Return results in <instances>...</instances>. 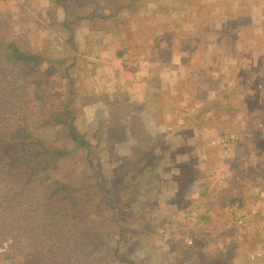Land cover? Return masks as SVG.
Here are the masks:
<instances>
[{
    "label": "rangeland",
    "instance_id": "374dc122",
    "mask_svg": "<svg viewBox=\"0 0 264 264\" xmlns=\"http://www.w3.org/2000/svg\"><path fill=\"white\" fill-rule=\"evenodd\" d=\"M61 1L69 12L60 6L57 0H0V37L4 36L8 40L15 39L22 47L42 55L45 59L39 67L33 70L32 74L26 76L25 80L28 82L25 89L23 88L24 90L18 88L13 93L11 92V95H4L3 91L13 87L11 85L6 87L4 83L1 86L5 89H0V97L4 100L6 98V102H15L13 99L16 98L17 105L25 116L22 119L21 116L18 118L27 122L35 138L41 139L52 148L67 151V155L58 160L54 169L50 170V175L62 179L68 185L66 190L60 189L57 184L53 188L43 187L38 180H41V176L43 173L45 175V172L39 171L34 176L35 180H33L34 177L31 179L28 176L29 184L24 186L23 194H18L12 201V193L5 194L6 186L11 180L17 182V178L13 173L8 174L11 177L0 174V239L2 235L9 238L5 242L1 240L0 252L3 254L0 253V264H13L10 262L12 255H19L16 259L20 263L17 264H42V262H44L43 264H54L53 259L57 258L60 252L54 249L56 245L54 240L48 239L50 229H47L43 220L46 216H50L49 220L52 221L55 218L57 225L62 226L66 223L68 226L72 223L75 225V221H78L77 217H79L77 216L79 208L75 206L89 209L90 218L92 217L93 221L89 218L91 222L87 228L91 230L98 223L99 232L109 240L108 254L106 260L103 259L101 262L102 264H194L200 259V254L199 252L188 254V248L183 245L184 232L186 231L180 233L173 231L170 241L169 236L168 241H165L164 236L160 237L159 235L161 229L182 227L186 230L190 225H194L197 216L202 218L201 214H196L200 205L197 209L195 205L188 207L189 201H187L189 204L179 205L174 212L177 216L174 218L176 223L174 220L164 223L166 221L164 219L160 221L159 218L152 221L154 214L157 217L159 211H155L153 203H146L148 201L147 194L141 198H138L137 195H142L145 188L152 182V175L149 173L152 171L153 158L149 157L137 162L136 160L143 153L138 140L148 131L155 132L154 128L156 127L145 120L141 125L134 123V120L129 123V119L134 118L136 114L140 116L142 111L137 109L141 105H137L134 109L128 103H115V107H113L106 97L107 94L114 91L107 94L103 91L98 92L103 87L102 77L97 72L99 67L97 61L94 60L96 52L93 45L97 44L98 35L94 30L86 32L85 36L81 26L87 23L86 20L89 22L88 19H94L92 21L94 26H105L107 22L113 20V18L108 19V16L117 0ZM154 1L158 3L157 0ZM170 1L177 3L168 4L172 13L184 9V5L177 0ZM138 3L142 4L143 2L139 1ZM150 5L154 4L150 3ZM67 16L68 25H64ZM178 16L180 15L178 14ZM169 18L173 20L175 16L170 14L167 19ZM151 28H148L145 33L148 31L153 36L156 30L154 27L150 30ZM170 29L171 35L180 39L189 41L193 37V34L185 28L178 30L176 26L170 25ZM206 34L215 38L217 44L214 48V55L219 58L228 47L225 45L226 38L232 37L234 31L229 28H221L218 31L212 29ZM190 50V46H188V51L191 52ZM206 50L203 44H199L195 48V53L203 55ZM133 61L135 58H131L129 54L127 67H124L125 75L129 74V66H135ZM28 70L25 68L24 71ZM9 73V68H6L5 74ZM248 76L244 77L245 86L253 83L252 89L255 90L250 106L256 109V113H261L264 111V79H262L264 77L261 78L253 73L250 82ZM33 82L40 86L36 95H34L35 85ZM49 93L51 98H49ZM72 98L68 107L72 109L77 130L90 144L88 150L78 147L60 125L46 124L49 116L47 111L52 108L62 109L61 104L67 103ZM133 128L136 130L143 128L148 131H135V134L132 135L130 130ZM253 139H255V135L250 136V140L248 139V145L242 151V156L247 157V151L253 148H256V152L260 156H264V139L260 137L259 141H256L257 144ZM142 146L145 147L146 144L142 143ZM257 159L259 157L248 158L246 161L241 160L242 168L247 173H251V176H255L253 173L258 167L250 171L248 166L250 164L257 166ZM95 170L101 173V179H106L103 187L99 184L100 178L94 175ZM16 182L13 184V188L16 187ZM254 184L255 182H250V185ZM128 185L131 186L130 190L127 189ZM235 186V184L231 186L233 191L236 190ZM246 186L245 183V187L241 188L242 194L247 193ZM261 186L264 190V180ZM107 187L110 188V193L106 191ZM139 187L142 191L137 193ZM248 192H251L250 189ZM111 194L115 195L114 199ZM254 195L256 197L258 194L254 192ZM73 201L83 202L73 204ZM105 201H110L114 208L102 205V202ZM253 202L255 201H249L251 207H253ZM218 207L217 203L213 205L214 212H217L213 215L215 221L204 226L206 229L203 232L204 236L188 237V245L193 246L192 242L204 243L201 250L204 254L209 255L220 250L230 251L233 253L234 264H264L263 253L252 257L255 254L252 251L262 248L263 242L253 238L244 243L247 240L245 238L247 233H254L258 227L264 228V202L254 208L256 214L253 215V213V217L250 215L249 220L255 221L252 223L247 221L241 226L237 223L229 225L231 223L230 213L229 216L220 214L222 209L220 207L218 209ZM186 213L189 216H186ZM162 214L166 216L167 213ZM240 215L244 214H238V217ZM185 217H192V219L187 221ZM225 225L228 226L225 228ZM158 228H160L159 232H157ZM134 229L135 232L132 231ZM189 229L192 231V228ZM151 230L156 233L147 235L146 233ZM39 234L40 238L36 246H33L32 239H35ZM61 235H64V232H61ZM240 237L243 238L240 240ZM13 238H22V246L17 250H5L4 246L11 243ZM203 239L204 242H202ZM237 242L249 245L247 248L248 257L238 258ZM163 246L164 249H162ZM175 248L177 251L170 254V249ZM247 249L245 248V250ZM114 250H117L118 256L126 258V262H111L114 258L111 253ZM44 255L47 256L44 257Z\"/></svg>",
    "mask_w": 264,
    "mask_h": 264
},
{
    "label": "crops",
    "instance_id": "0c3cea01",
    "mask_svg": "<svg viewBox=\"0 0 264 264\" xmlns=\"http://www.w3.org/2000/svg\"><path fill=\"white\" fill-rule=\"evenodd\" d=\"M153 1L117 0L108 16L113 20L107 22L106 27L94 26V19L88 18L89 22L86 20L81 27L85 36L86 32L94 30L98 35L97 44L93 45L97 72L103 84L98 92L114 91L106 97L113 107L115 103H128L132 108L141 105L137 109L142 111L140 116L136 114L129 123L134 120L141 125L145 120L156 127L155 132L143 128L130 130L132 135L144 130L145 138H149L147 149L138 157L153 158L149 173L152 182L137 197L147 194L146 203H153L155 211H159L152 221L156 218L164 219V223L174 220L177 218L174 212L179 205L189 204L187 201L190 202L188 207L195 205L197 209L200 205L196 214H201L202 218L197 216L194 225L186 230L168 227L161 229L159 235L164 236L165 241L169 236L170 241L173 231H186L183 245L189 248L188 237H203L204 226L215 221V203L222 209L220 214L229 216L230 213L229 225L241 226L255 221L249 220L250 215H255L254 208L264 202L261 186L264 156H260L256 148L249 149L247 157L242 156L250 136L255 135L254 143L260 137L264 139V111L256 113L250 106L254 84L245 86L244 80L249 75L251 82L253 73L264 77V0H177L184 9L174 13L168 4L175 2ZM170 14L175 16L173 20L167 19ZM170 25L178 30L187 29L193 37L186 41L171 35ZM151 27L156 30L153 36L148 31L145 33ZM221 28L232 29L234 34L226 38L228 47L218 58L214 55L217 42L206 33ZM199 44L207 49L203 55L195 53ZM129 54L135 58L132 62L135 66H129V74L125 75ZM153 142L156 144H150ZM255 157H259L257 166L248 167L250 171L258 169L253 173L255 176H251L242 168L241 160ZM250 182L255 184L250 185ZM245 183L247 193L242 194ZM234 184L236 190L233 191ZM130 187L128 185L127 189ZM138 189L137 193L142 191L141 187ZM254 192L258 194L256 197ZM249 201H255L253 207ZM164 212L170 215L166 217ZM238 214L244 215L238 217ZM186 216L189 215L186 213ZM186 219L190 221L192 217ZM153 231L146 234L153 235L156 233ZM245 238L244 243L253 238L263 242L262 248L252 251L255 253L252 257L264 254V228L258 227ZM244 243H238V258L248 257L249 245ZM177 248L170 249V254Z\"/></svg>",
    "mask_w": 264,
    "mask_h": 264
},
{
    "label": "trees",
    "instance_id": "16d2710c",
    "mask_svg": "<svg viewBox=\"0 0 264 264\" xmlns=\"http://www.w3.org/2000/svg\"><path fill=\"white\" fill-rule=\"evenodd\" d=\"M57 3L64 7L67 12H69L66 5L61 0H57ZM120 8L122 7H119L118 9ZM68 21L69 20L67 16L64 25H68ZM44 60L45 59L42 55L27 50L25 47H22L15 39L8 40L6 37L1 36L0 89H5L1 86L4 83L6 87H9L8 85L13 86L6 91H3L4 95H11V92L13 93L18 88L25 89V85L28 82V80H25V78H27L26 76L32 74L33 70L39 67L44 62ZM6 68H9V74H5ZM25 68H28L29 70L24 71ZM34 85V95H36V92L38 91L37 89H40V86L36 83ZM49 98H51L50 93ZM5 100L0 97V174L11 177L8 174L13 173L17 178V182L16 180H11L10 183L7 184V192L5 194L10 195L12 193V201L16 196H18V194L22 195L24 186L29 184V181H27L28 176H30L32 179L38 174L39 171L45 172V175H43L44 173L42 174L41 180H38L41 182L43 187L53 188V186L57 184L59 185L57 187L62 190H66L68 188V185L66 184L67 182L57 177H51L50 170L54 169V165L58 160L63 158L64 155H67V151H64V149L60 148H52L51 146L45 144L41 139L35 138V135L32 134V129L27 124V122L21 121L18 118L21 116L22 119L25 118V116L18 107L16 98L13 99L15 102H6ZM72 100L73 98L69 99L65 104L62 103V109L52 108L50 111L48 110L47 113L49 116L46 120V124L48 123L52 126L60 125L66 134L72 139V141L78 145V147L88 150L90 144L77 130V127L74 123L72 109L68 107ZM148 139L149 138H145L144 134L140 137L138 142L139 146L143 150V153L148 147ZM142 143L146 144V146H142ZM150 144L156 143L153 142ZM149 152H152V149L149 150ZM143 158H145V155L136 160V162L141 161ZM90 163H92V161H90ZM8 170L9 173H7ZM94 175L100 178L98 181L103 187L106 179H101L102 175L97 170L94 171ZM33 180H35V177ZM15 182L16 187L13 188V184H15ZM106 191L108 193L111 192L110 188L108 187ZM112 196L114 199L115 195ZM81 202L83 201H73L72 203L81 204ZM87 202L89 203V201ZM102 205L108 206V208H114L110 201L102 202ZM75 207L79 208L77 211V216L79 217H77L78 221H75V225L73 223L70 226H68V223H66L67 225L65 224L62 226L57 225L55 218L52 219V221L49 220L51 218L50 216H46L43 220V222L47 225V229H50L48 239L50 241L54 240V244H56L54 249H57L58 252H60L57 258L55 257L53 259L54 264H102L101 262H103V259L106 260V256L108 254V248L110 247L108 243L109 240H107L99 232L98 223L97 225H94L91 230L87 228L89 222L92 220V217L90 218L89 209H83L82 206ZM81 212L82 214H80ZM61 232H64V235H61ZM39 238L40 234L37 235L35 239H32L33 246H36ZM8 239L9 238L2 235L0 239V246H2L1 240L5 242ZM44 240L47 241V239ZM11 241L12 242L8 243L6 246L3 245L5 250H17L20 248V246H22V238H13ZM192 244L194 245H191L192 247L187 249L188 254L192 255V253L195 252H199L200 254V259L194 264H234L233 253L230 251L220 250L215 254L209 255L202 252L201 248L203 243L192 242ZM117 250H114L111 253V255L114 257L111 262H126V258L117 255ZM18 256L19 255H12L10 262L13 264L20 263L17 262L18 259H16ZM46 256L47 255H44V257ZM43 263L44 262H42V264Z\"/></svg>",
    "mask_w": 264,
    "mask_h": 264
}]
</instances>
